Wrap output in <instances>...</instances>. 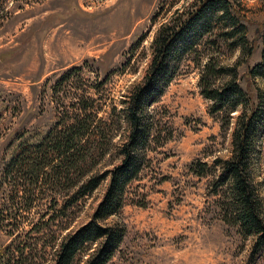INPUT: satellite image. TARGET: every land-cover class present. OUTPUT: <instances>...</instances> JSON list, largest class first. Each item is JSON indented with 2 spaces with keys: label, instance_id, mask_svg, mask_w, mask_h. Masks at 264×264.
Segmentation results:
<instances>
[{
  "label": "rangeland",
  "instance_id": "obj_1",
  "mask_svg": "<svg viewBox=\"0 0 264 264\" xmlns=\"http://www.w3.org/2000/svg\"><path fill=\"white\" fill-rule=\"evenodd\" d=\"M191 1L0 0V264H51L59 241L90 220L107 186L105 180L64 209L72 191L58 194L51 183L29 194L27 182L7 173L17 148L70 123L88 105L95 123H107L102 134L109 138L92 173L118 163L126 129L122 101L148 67L166 9ZM229 1L254 49L246 55L225 48L221 57L228 65L240 60L237 81L257 105L264 81L247 73L264 48V0ZM189 56L150 107L155 138L140 178L128 187L121 212L106 221L127 228L108 264H264V248L251 255L254 237L226 222L227 186L215 185L214 162L232 152L237 113L227 129L223 115L208 113L197 86L200 70ZM257 141L252 174L264 205V130ZM203 163L205 172H194Z\"/></svg>",
  "mask_w": 264,
  "mask_h": 264
},
{
  "label": "trees",
  "instance_id": "obj_2",
  "mask_svg": "<svg viewBox=\"0 0 264 264\" xmlns=\"http://www.w3.org/2000/svg\"><path fill=\"white\" fill-rule=\"evenodd\" d=\"M171 8L166 9L163 22L156 29L141 81L131 87L122 101L120 111L126 129L119 145L118 163L103 172L92 173L93 166L107 152L109 138L105 140L102 134L107 123L102 120L95 123L93 116L87 114L88 105L80 108L70 123L63 127L57 123L37 142L19 146L8 163V174L15 173L28 186L33 185L28 187L29 194L51 183L58 194L72 191L62 205L64 209L107 180L90 220L59 241L51 264H108L118 251L127 233L126 225L106 221L121 212L128 187L140 178L145 151L155 138L150 107L159 101L189 55L200 70L197 86L210 103L208 113L213 117L223 115L222 129L229 127L232 114L237 113L231 134L232 152L214 162L220 169L215 185H226L228 190L225 220L236 225L243 237H254L251 255L264 248V205L252 174L259 131L264 130V101L259 89V103L252 104L239 85L240 60L228 65L221 57L225 48L229 52L240 49L250 55L254 42H249L247 27L229 0H192L184 9L171 12ZM262 34L264 42L263 31ZM205 47L212 53H207ZM247 75L264 81V48L260 61L249 67ZM95 156L96 161L91 160ZM204 164L194 172L203 174Z\"/></svg>",
  "mask_w": 264,
  "mask_h": 264
}]
</instances>
